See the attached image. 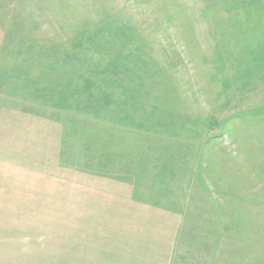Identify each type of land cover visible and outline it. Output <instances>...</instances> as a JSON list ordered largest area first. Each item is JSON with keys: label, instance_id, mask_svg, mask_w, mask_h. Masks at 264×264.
<instances>
[{"label": "rangeland", "instance_id": "obj_1", "mask_svg": "<svg viewBox=\"0 0 264 264\" xmlns=\"http://www.w3.org/2000/svg\"><path fill=\"white\" fill-rule=\"evenodd\" d=\"M0 264H264V0H0Z\"/></svg>", "mask_w": 264, "mask_h": 264}, {"label": "trees", "instance_id": "obj_2", "mask_svg": "<svg viewBox=\"0 0 264 264\" xmlns=\"http://www.w3.org/2000/svg\"><path fill=\"white\" fill-rule=\"evenodd\" d=\"M81 31H82V30H80V31H74V32H73V35H74V36H75V35H79V36H81ZM72 37H73V36H72ZM73 40H74V39H73ZM66 41H67V42H66V43H67V46L70 47V46L72 45V40H70L69 38H67ZM61 60H66L67 64L69 63L68 60L66 59V56H65V55H63V59H61ZM61 60H57V61H56V64H59Z\"/></svg>", "mask_w": 264, "mask_h": 264}]
</instances>
